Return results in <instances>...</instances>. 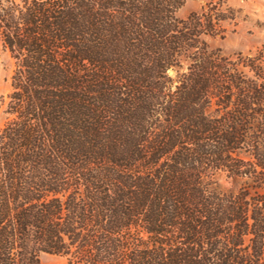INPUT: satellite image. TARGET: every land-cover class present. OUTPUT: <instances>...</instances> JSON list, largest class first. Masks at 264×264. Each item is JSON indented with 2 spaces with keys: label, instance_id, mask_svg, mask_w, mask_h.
I'll list each match as a JSON object with an SVG mask.
<instances>
[{
  "label": "trees",
  "instance_id": "16d2710c",
  "mask_svg": "<svg viewBox=\"0 0 264 264\" xmlns=\"http://www.w3.org/2000/svg\"><path fill=\"white\" fill-rule=\"evenodd\" d=\"M184 1L0 0V264H264L263 53Z\"/></svg>",
  "mask_w": 264,
  "mask_h": 264
},
{
  "label": "rangeland",
  "instance_id": "374dc122",
  "mask_svg": "<svg viewBox=\"0 0 264 264\" xmlns=\"http://www.w3.org/2000/svg\"><path fill=\"white\" fill-rule=\"evenodd\" d=\"M210 4L219 9L220 14L229 19L219 24V32L213 38H207L211 48H218L224 54L242 53L253 55L262 52L264 66V0H185L177 10L176 16L184 19L192 12H199ZM13 70V60L3 51L0 44V127L5 114L1 106V97L10 92V76ZM240 181L221 178L222 186L235 188ZM264 195V185L259 189ZM41 264H74L66 257L43 254Z\"/></svg>",
  "mask_w": 264,
  "mask_h": 264
}]
</instances>
